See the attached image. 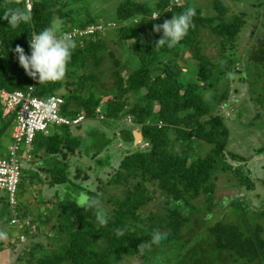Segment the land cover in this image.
Masks as SVG:
<instances>
[{
	"label": "trees",
	"instance_id": "16d2710c",
	"mask_svg": "<svg viewBox=\"0 0 264 264\" xmlns=\"http://www.w3.org/2000/svg\"><path fill=\"white\" fill-rule=\"evenodd\" d=\"M30 1L31 22L13 28L2 16L10 8L26 11L25 0H0V88L26 91L33 87V96L40 99L53 94L62 95V114L71 118L81 114L84 121L99 120L102 124L116 125L128 117L131 126L139 128L148 147L130 149L118 160L116 167L108 163L109 158L97 159L100 165L108 164L112 171L108 172V180L97 179L95 187L91 188L94 192L90 193L102 202L109 217L106 226L96 223L94 210L65 206L66 196L64 199L58 197L59 205L55 200L51 202L52 206H59L55 215L50 213L52 207L47 209L48 215L43 213L46 201L43 198L36 201L37 195L33 197L34 202L43 206L37 216L27 203H17L15 208L19 218H27L30 222L19 232H33L36 221L44 225L54 220L51 230L59 244L58 249L39 254L43 243L21 247L16 238L19 246L17 243L14 246L20 251L18 261L23 264H119L128 257L136 258L142 264H152L156 260L159 264H166L165 261L171 264L174 259H180L181 264H191L192 259L204 261L197 250L202 247L194 246L202 237L201 240L211 241L215 250L227 253L234 262L243 260L246 264H264V227L261 224L253 225L245 220L242 227L232 218L214 220L215 215L211 214L217 201V183L222 175L231 172L233 177L229 180L238 187L252 189L254 186L248 173L244 174L241 167H232L227 162L228 159L240 162L244 158L227 151L229 131L221 109L228 105L230 88L226 84L222 91H217L216 86L238 60L234 55L226 54V48L234 43L245 26L243 13L226 21L228 10L221 3L217 4L211 17L195 8V27L185 38L172 48L165 45L155 49V41L162 33H154L153 25L180 14L189 7L187 3L157 0L149 5L142 0H122L114 10L113 19L104 23L89 14V7L85 6L89 0ZM82 14L86 15L85 19L79 20ZM153 14L159 17L153 20ZM54 20L61 22L58 34L99 23L115 25L107 27L104 33L75 39L77 46L65 79L39 84L19 66L14 49L20 45L30 55L28 41L31 33H38L52 25ZM111 33L122 42H130L137 60L134 69L125 70L123 61L107 49L103 36ZM205 38L210 40L205 42ZM206 44L215 47L217 54H207ZM185 54L189 57L185 58ZM262 62L264 50L252 61L255 68L249 71V77L264 71ZM180 63H188V66L182 68ZM106 67H109L107 74L111 84L107 78H101L106 74ZM187 71L191 74L184 82L183 74ZM2 113L0 104V157L6 153L2 140L11 142L14 123V115L3 117ZM70 129L58 126L51 128L48 135L36 134L33 153L51 157L52 163L48 169L42 167L36 172L29 171L31 175L24 183L21 174L17 192L18 189L30 192L35 185L45 184L48 187L67 185L74 193L78 192L75 194L85 190L88 186L85 182L89 180L85 171L76 169L72 178L67 173L65 160L79 152L81 145V139L73 136ZM121 137L126 142L133 140L130 130H122ZM102 141L100 150L92 153L93 159L110 142L105 137ZM203 147H208V151L201 155L200 148ZM58 156L61 161L56 159ZM39 172L46 175L45 180L41 179ZM67 194L72 196L73 193L67 191ZM228 198L227 208L238 210L243 205L232 196ZM2 221L9 223L10 220ZM117 228L124 230L123 236L117 237ZM157 229L170 235L159 246L152 245L141 254L138 245L149 242ZM4 245L5 241H0V250L5 248ZM170 248L175 254L171 262L167 258ZM189 255L192 259L186 258Z\"/></svg>",
	"mask_w": 264,
	"mask_h": 264
},
{
	"label": "rangeland",
	"instance_id": "374dc122",
	"mask_svg": "<svg viewBox=\"0 0 264 264\" xmlns=\"http://www.w3.org/2000/svg\"><path fill=\"white\" fill-rule=\"evenodd\" d=\"M121 1L122 0H89L88 4H85V6L87 8L89 7L88 12L91 16L100 20L101 22L106 23L113 19L114 10ZM142 1L146 2L149 5H153L157 0ZM178 1L179 3L183 1L189 6L199 8L202 11V14L207 17L213 16L216 12L215 9L217 7V4L221 3L228 10V13L225 16L226 21H230L235 15L243 13V20L246 21L245 26L236 36L234 43L228 45L226 48V54H232L238 60L235 61L233 68L225 74L224 79L221 80L220 83L216 86L217 91H222L226 84L230 88L231 96L228 100V105L225 108L221 109V114H223V116L226 118L225 123L229 131L227 151L235 153L244 158V160L240 162H234L230 159H228L227 162L232 165V167H241L244 174L248 173V177L254 183V186L252 189H247L244 186L238 187L236 186V183H233L229 180L230 177H233V174L231 172L222 175L217 183V201L215 202V204H213L211 214L215 215L214 220H216L217 218L219 220L232 218L235 224H239L242 227L245 225V220L249 224H261L264 227V71L261 72L260 75H256L253 78L248 76L249 71L255 68L252 61L255 58L259 57L261 52L264 50V0H176L175 3H177ZM85 16L86 15L82 14L79 20H84ZM103 37H105L108 44L107 49L113 51L117 59L123 61L125 70L128 71L130 69H134L137 66V60L132 54L130 42L120 41L114 35V33H111L110 35H104ZM208 40L210 39H204L205 42H207ZM212 40L215 41L216 39L213 37ZM210 44H206L205 52L210 55H216L217 49ZM231 45L232 47H230ZM184 57H189V54H185ZM180 64L182 68L188 66V63ZM261 65H264V62H262ZM105 70H107L106 74L101 78L108 79L107 73L109 72V67H106ZM122 73L123 76L126 77V73L124 71ZM189 73L191 74V72L189 71L184 72V82L188 81V78L190 76ZM241 78H243V80H241ZM247 80L253 83V85H251L249 82H246ZM108 83H112L111 79H108ZM234 90L237 92H233ZM129 102H131L130 99ZM89 122L97 129L104 131L107 136L112 139V134L108 132V126H104V124H102L99 120L85 121L83 124L84 126H82L83 128H85L83 129V132L92 134L91 138L82 134L84 139H87L86 141H88L87 145H91V147L85 151L87 155H91L94 151L100 150V146L101 144H103L101 135L95 134L96 128L90 127L88 125L90 124ZM116 125H121L123 127L131 126V124H128L126 120H123ZM87 126H89L88 129L86 128ZM131 128L135 127L132 126ZM137 130H139V128H137ZM99 133L101 134L100 131ZM8 143V140H2L4 148H6ZM113 143L116 145V147L114 148L113 145L104 148L103 156H106L105 151L108 150V153L110 154V157L113 161L110 164L111 166L116 167L118 164V160L121 159V157L131 148H136V146L134 144L133 146H130V149H128V145H124L121 139H119L117 136L116 141H114ZM200 149L201 155H204L208 151V147H203ZM79 151L81 152V149H79ZM80 152L76 153L74 157H67L68 161H70L71 163V166H69V168H71L67 171V173H69V178H72L76 169H80L82 171H85V173L89 177V180L85 182V184L88 185L87 187L89 188L95 187L97 179H101L104 181L108 180L107 177H109V174L112 173V171L110 172L109 170L108 164L97 166L95 165V162L97 159H100L99 156H96V158L93 159L91 156L86 157ZM104 157L103 160H106ZM107 161L109 163V159H107ZM23 167L24 170L21 172V174L22 181L24 183L31 174L29 172V169L26 168L25 163H23ZM94 168L95 170H93ZM94 172L97 173L95 174ZM108 172L110 173L108 174ZM39 175L41 176L42 180L46 179L45 174L39 173ZM63 187V185L61 187H57L56 190L58 191V194L54 193V195L51 190H46L47 188H49L46 184L43 186L35 185L34 188L29 189L30 192L18 189V192L16 194V201L18 204L22 203L25 205L27 203V205L30 206L31 211L34 212L35 216H37V213L41 210L40 207L42 205L38 206L36 202L37 200L40 201L41 198L46 201L44 211L42 210L44 214L46 213L47 209H50L52 207L50 213L55 215V211H57L59 208V202L57 201L58 197L59 199H64V197L66 196L64 199L65 206L73 209L76 208L77 206L73 202L74 195H66L67 189L65 188V190L63 191ZM65 187H67V185ZM36 195L38 198L36 197V201L34 202L33 197H35ZM0 196H4V192L0 191ZM229 196L234 197L236 201L241 202L243 205L240 206L238 210L230 209L229 207L227 208ZM3 199L5 200V197ZM54 200L58 205L53 204L52 206L51 202ZM48 201H50V203L47 204ZM227 212L229 213V216H227ZM3 214H7L6 209L5 211H3ZM201 214L203 215L205 213ZM46 215L48 214L46 213ZM53 223L54 220L44 225L36 221L34 226L35 230H37L34 236L32 235L31 230H22L21 233L25 236L26 242L21 247H25L27 245L32 246L33 243L40 242L43 243V247L40 248L41 250H39V254L41 252L46 253L47 250L50 251L52 249H58V241L55 239V235L51 230ZM0 231H6L8 233V239L4 240L5 248L0 250V262L6 264H23V262H19L17 259L20 251H16L17 248L15 249L14 246V243H17L18 245V242H16V238L18 239L20 230L18 231L7 222H1L0 217ZM201 238L202 237H199L197 239L194 246L202 247L197 248V250L201 253L200 256L204 259V261H193L192 256L189 255V257L186 258L192 259L190 261L191 264H246V262H244L243 260L234 262L230 259L227 253L215 250L212 246L211 241L207 242L205 240L207 242L206 243L204 242V240H201ZM185 252L187 251L185 250ZM167 255V258H170L169 261L171 262V260L175 256L174 250L170 248L167 252ZM155 263L159 264V261L156 260L152 262V264ZM165 263L167 264L166 261ZM119 264L142 263L136 258L124 257ZM171 264H181L180 259L172 260Z\"/></svg>",
	"mask_w": 264,
	"mask_h": 264
},
{
	"label": "clouds",
	"instance_id": "9594fccd",
	"mask_svg": "<svg viewBox=\"0 0 264 264\" xmlns=\"http://www.w3.org/2000/svg\"><path fill=\"white\" fill-rule=\"evenodd\" d=\"M195 16V7L189 6L180 14L172 16L171 19L164 20L162 24H154L153 32L162 33L161 38L155 41V49L164 47L165 45L168 48H172L178 44L185 38L188 31L195 27L193 23ZM158 17L154 14L153 20ZM2 19L7 21L11 27L16 28L21 23L31 22L32 16L30 12L22 8H10L5 11ZM60 23V21H54L52 25L43 28L38 33H31L28 41L30 55L26 54L20 45H16L14 49L19 66L24 70L26 75L33 80H37L39 84L63 81L68 64L71 61L72 53L77 46L72 34H58ZM139 141L135 143L138 149H140L137 145ZM92 192H94V189L85 186L84 191L74 194L73 202L80 209L94 210L96 223L102 227L106 226L109 217L103 208L101 200L98 196L90 194ZM115 234L117 237H121L124 235V230L117 228L115 229ZM169 235L170 233L167 231L154 230L149 242H143L138 245V251L143 254L145 249H150L152 245L159 246ZM7 239L8 233L0 231V241Z\"/></svg>",
	"mask_w": 264,
	"mask_h": 264
},
{
	"label": "built area",
	"instance_id": "2783aa9c",
	"mask_svg": "<svg viewBox=\"0 0 264 264\" xmlns=\"http://www.w3.org/2000/svg\"><path fill=\"white\" fill-rule=\"evenodd\" d=\"M176 2V0H175ZM25 9L31 12L30 0H25ZM154 18V14L152 15ZM114 23L107 26L102 23L90 25L83 29L72 28L63 33L72 34L73 39H84L96 33H104L107 27H114ZM62 34V33H61ZM0 104L2 116L14 115L11 129V142L6 147V153L0 157V191L4 192L5 205L9 212V224L19 230L29 226V219L19 218L15 206L17 188L21 179L23 163L32 159L33 140L36 134H47L48 130L58 126L76 127L84 122V116L79 114L74 118L62 114L64 99L62 95L53 94L46 99L33 96V87L26 91H7L0 88ZM132 124L130 118H126ZM140 149L148 147L143 140L137 143ZM21 154V156H20ZM18 241L21 246L26 242L25 236L19 232Z\"/></svg>",
	"mask_w": 264,
	"mask_h": 264
},
{
	"label": "crops",
	"instance_id": "0c3cea01",
	"mask_svg": "<svg viewBox=\"0 0 264 264\" xmlns=\"http://www.w3.org/2000/svg\"><path fill=\"white\" fill-rule=\"evenodd\" d=\"M85 122V121H84ZM84 122H82L80 125V127H78V128H71L70 129V131H71V134L73 135V136H75V137H79L80 139H81V145H80V148L79 149H81V152L80 153H82V155H84V156H91L92 157V154L91 155H87L86 154V150L88 149V148H90L91 147V145H87V142L88 141H86L87 139H84V137L82 136V134H84V135H86V136H88L89 138H91V136H92V134L91 133H88V132H83V129H85V128H83L82 126H84L83 124H84ZM90 123V122H89ZM90 127H93V128H96V127H94L93 125H91V123L90 124H88ZM89 126H87L86 128L88 129L89 128ZM104 126H108V128H109V133L110 134H112V139L111 138H109L108 136H107V134L104 132V131H102V130H99V129H97L96 128V130H97V132L98 133H96L95 132V134H99V135H101V138H103V137H105V139H109L110 140V142H109V145L108 146H113L114 145V148L116 147V145L113 143L114 141H116V136L119 138V139H121L122 137H121V131L122 130H130L131 132H132V136H133V140L131 141V142H126L125 140H123V138L121 139V141H122V143L124 144V145H128V149H130L131 147L130 146H133L135 143H136V140H135V135H134V133L136 132V130H137V128L135 129V128H131L132 126H125V127H123V126H117V125H107V124H104ZM119 128V129H118ZM51 130V129H50ZM99 131L101 132V134L99 133ZM117 131V132H116ZM138 131V130H137ZM49 133H47V134H45V135H48V134H50L51 133V131H48ZM79 132H81V133H79ZM91 132V131H90ZM139 132V131H138ZM86 141V142H85ZM107 147V146H106ZM105 147V148H106ZM127 149V150H128ZM132 149V148H131ZM106 152V156L104 157L103 156V151H101L100 153H99V158L100 159H98V160H103V157L105 158V159H107V158H109V164L110 163H112L113 161H112V159H111V157H110V154L108 153V150H106L105 151ZM78 153V152H77ZM102 158H101V157ZM71 157H74V155H70V156H68V158H71ZM68 158L65 160V162L67 163V165H68V170H70V168H69V166H71V163H70V161H68ZM58 161H61V157H59L58 156V158H56ZM52 160H51V157H47V156H43V154H41V153H33V151H32V159H31V161L30 162H24L25 164H26V168L27 169H29V171H34V172H36V171H38L40 168H42V167H45V168H49V166H50V164L52 163L51 162ZM96 164L95 165H97V166H99L100 164L97 162V160H96V162H95ZM111 165V164H110ZM22 170H24V167H23V169ZM93 170H95V168L93 169ZM97 170H98V168H97ZM39 173H42V172H39ZM95 174L97 173V172H94ZM42 174H44V173H42ZM98 178V177H97ZM97 178H95V179H97ZM61 187L62 185H56V186H53V187H49V188H47L46 190L48 191V190H51L52 192H53V195H54V193H56V194H58V191L56 190V188L57 187ZM64 187H63V191L65 190V188L67 189V191H70V192H72L73 194H72V196L74 195V191L73 190H69V188L68 187H65L66 185H63ZM52 188V189H51ZM5 196H0V217H1V222H2V220L3 219H6V218H10L9 217V212L7 213V214H3V211H5V209H6V205H5V200L3 199ZM38 212V211H37ZM46 214V213H45ZM10 225V224H9ZM34 231H36L34 228H33V232ZM32 232V234L34 235V233ZM10 255V254H9ZM12 255V254H11ZM11 257V256H10ZM0 264H6V263H3V262H0ZM15 264V263H14Z\"/></svg>",
	"mask_w": 264,
	"mask_h": 264
},
{
	"label": "water",
	"instance_id": "95a60500",
	"mask_svg": "<svg viewBox=\"0 0 264 264\" xmlns=\"http://www.w3.org/2000/svg\"><path fill=\"white\" fill-rule=\"evenodd\" d=\"M134 135H135V140H136V141L141 140L142 136H141V134H140L139 132L136 131V132L134 133Z\"/></svg>",
	"mask_w": 264,
	"mask_h": 264
}]
</instances>
